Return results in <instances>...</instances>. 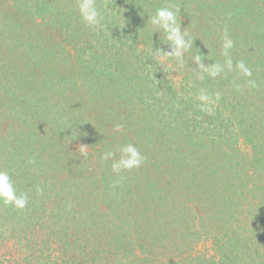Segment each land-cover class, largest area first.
<instances>
[{"label": "trees", "instance_id": "1", "mask_svg": "<svg viewBox=\"0 0 264 264\" xmlns=\"http://www.w3.org/2000/svg\"><path fill=\"white\" fill-rule=\"evenodd\" d=\"M96 6L102 18L90 27L77 0H0V114L20 93L19 122H28L11 158H0L28 198L24 209L0 202V264H264V0ZM160 8L179 10L192 42L182 62L165 57L166 34L153 32ZM214 63L223 71L212 77ZM168 65L176 85L164 79ZM201 92L210 114L191 98ZM87 137L89 151L71 147ZM126 144L145 159L114 173L101 156L119 159ZM206 197L214 253L201 256L170 229H180L178 209L190 200L201 209Z\"/></svg>", "mask_w": 264, "mask_h": 264}, {"label": "clouds", "instance_id": "2", "mask_svg": "<svg viewBox=\"0 0 264 264\" xmlns=\"http://www.w3.org/2000/svg\"><path fill=\"white\" fill-rule=\"evenodd\" d=\"M78 10L82 21L90 27H95L99 25L101 20V13L96 6V0H77ZM179 11V10H177ZM177 11H173L169 8L157 9L154 16L149 17L151 24L156 26L153 32L162 29L166 34V41L171 46V51H163L161 49H156V55L158 59H163L159 56L161 51L164 52L167 58H176L177 61L182 62L183 56L186 51L191 48L192 42L190 39L185 40L187 36L186 32L181 31L180 22L177 21ZM233 47V41L225 33L224 43H223V55L228 56V51ZM196 65L201 68H205V64L202 63V57L197 54L192 58ZM225 64L229 69L232 68V61L230 58L226 59ZM237 67L244 72V75L250 76L251 72L248 70L243 62H239ZM211 70L208 74L212 77L217 76L221 71H223V66L220 64H212L210 66ZM205 70H208L205 68ZM203 79V75L199 76ZM253 87L255 82H249ZM239 89V86H237ZM197 99L201 101L200 108L202 111L211 113V109L207 107V104L213 103L210 98L201 92ZM216 99L219 100V94H217ZM122 125H115V131H120ZM120 158L113 159L116 156V152L109 150L102 154V161L112 160L111 168L114 173H119L121 170H132L133 168H139L143 163L145 157L141 154L139 149L134 144H126L119 148ZM83 154V153H82ZM29 163H34V161H29ZM0 202L4 205H10L17 209H24L28 204V198L26 195L18 196L16 194L15 187L12 183V178L7 171L0 170Z\"/></svg>", "mask_w": 264, "mask_h": 264}, {"label": "rangeland", "instance_id": "3", "mask_svg": "<svg viewBox=\"0 0 264 264\" xmlns=\"http://www.w3.org/2000/svg\"><path fill=\"white\" fill-rule=\"evenodd\" d=\"M104 35L103 34L98 35L95 32L93 33L92 36H96L97 39L99 40L105 37ZM124 35L127 36L128 34L124 33ZM123 42L126 43V41L124 40ZM127 48H128L127 45L123 46L124 50ZM70 52L72 56L76 57V52L74 51V49L71 50ZM82 57H85V56H82ZM82 57L79 56V58L77 57L74 60L81 61ZM168 67L170 68L169 65ZM169 74H170V77H165L164 79L166 81L167 79H169L170 81L173 80L175 81V85H176V82H178L179 79H177L175 71L171 69ZM159 75H161L160 77H163L162 74L159 73ZM166 85L167 84L164 83L159 88L162 90L165 88ZM156 86L158 87V84H156ZM168 86L170 85H167V87ZM171 87L175 88V86H171ZM152 88L154 89V91L158 90L156 89V87H152ZM19 96H20V93H17L12 103L10 104L11 108L9 107L6 108L5 106L6 108L5 112L0 114V158H6L7 160L11 158V153H13L16 147L18 148L20 146L19 140L23 137L24 133L26 132L23 126L24 125L28 126V122H24L23 120H22L23 122H19V119L21 118L20 115H21V106H22L21 105L22 99ZM180 98L181 96H176L174 98L175 107L180 103L179 102ZM191 98H193V101L198 100L197 97H191ZM184 100H187V99L185 98ZM82 120H84V117L82 118ZM82 123L85 124L84 122ZM86 139L88 141L89 137L85 139L76 140L72 142L70 145L74 149L80 150L81 152L89 151V148L87 146L88 142H86ZM238 142H239L240 148L243 151L248 150V145L244 142L242 138H239ZM92 162L96 164L97 160H91L90 163ZM190 198L197 199V194L191 195ZM204 200H205V203H202V206H200L201 209H199L198 207L197 210L201 211L203 208H206L207 206H209L208 197H206ZM183 201L185 202V199H183ZM197 202L199 203V199H197ZM203 204L205 205L203 206ZM197 210H196L194 203H192L191 200L188 202V204L183 205L180 209L177 210V213L175 215L176 222H179L176 224H178L180 229L178 230L170 229V230L172 233L176 234L177 238L180 234L179 242L182 241L184 243V246H187V248H193L194 253H197L201 256H204V255L209 256V254L214 253V246L212 244V233H211L212 230H209V216H210L209 210L206 208V211L204 212V214L200 216ZM166 217L169 221H172V216L166 214ZM196 231H199V234H197Z\"/></svg>", "mask_w": 264, "mask_h": 264}]
</instances>
